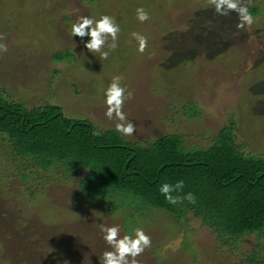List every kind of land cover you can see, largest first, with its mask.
Masks as SVG:
<instances>
[{
    "label": "rangeland",
    "instance_id": "rangeland-1",
    "mask_svg": "<svg viewBox=\"0 0 264 264\" xmlns=\"http://www.w3.org/2000/svg\"><path fill=\"white\" fill-rule=\"evenodd\" d=\"M140 7L150 16L144 23L136 18ZM208 8V0H0V43L7 46L0 53V96L30 110L61 107L65 116L89 121L103 134L116 131L117 123L105 116L104 90L121 76L126 95L132 93L123 111L136 126L132 136H122L126 141L147 145L183 136L189 148L205 147L233 120L245 155L264 158V19L238 30L235 13L219 16L212 8L207 14ZM101 15L115 17L120 27L107 59L87 51L90 37L70 35L79 17ZM133 32L147 37L143 54ZM67 51L73 63L53 62L54 54ZM194 106L198 118L187 110ZM1 174L0 264H100L110 249L99 226L119 225L121 237L128 234L125 225L136 226L102 205L80 202L76 181L85 173L70 184L61 177L42 186L39 204H27L18 189L28 188ZM48 206L57 210L50 213ZM148 223L144 232L152 243L137 257L139 264L239 262L192 217L177 224L154 214ZM257 244L256 237L246 239L242 253Z\"/></svg>",
    "mask_w": 264,
    "mask_h": 264
},
{
    "label": "trees",
    "instance_id": "trees-1",
    "mask_svg": "<svg viewBox=\"0 0 264 264\" xmlns=\"http://www.w3.org/2000/svg\"><path fill=\"white\" fill-rule=\"evenodd\" d=\"M249 11L256 22L263 20L264 0H255ZM52 60L75 61L68 51L54 54ZM187 110L193 118L201 116L197 106ZM236 131L231 120L205 147L189 148L183 136L139 145L117 131L99 134L91 122L67 117L61 107L46 104L30 110L0 96V172L2 178L28 188L18 189L27 204L41 203L42 186L51 181L60 183L63 177L70 184L85 173L76 181L83 205H102L137 227L144 221L139 225L144 231L154 214L167 215L177 224L192 217L212 232L221 249L239 257L238 264H264V158L245 155L236 143ZM181 180L183 189L172 195L192 193L194 203L185 199L171 204L160 193L161 185ZM48 207L50 213L57 210ZM251 237L258 244L244 254L242 245Z\"/></svg>",
    "mask_w": 264,
    "mask_h": 264
},
{
    "label": "clouds",
    "instance_id": "clouds-1",
    "mask_svg": "<svg viewBox=\"0 0 264 264\" xmlns=\"http://www.w3.org/2000/svg\"><path fill=\"white\" fill-rule=\"evenodd\" d=\"M209 6L214 13L219 16H229L236 14L237 23L235 27L238 30H244L246 27L253 25L256 20L249 11L251 0H208ZM136 18L139 22L144 23L150 19L148 12L140 7L136 9ZM120 32L119 24L115 17L109 15H101L99 19H93L88 16H81L76 23L71 26L70 35L72 37H80L83 41L85 36L90 37L84 42V47L90 53H99L101 59H107L110 52L117 48L118 34ZM132 37L138 42L137 51L144 53L148 46L147 37L133 32ZM5 37L0 34V40ZM111 38V42H109ZM107 46V51H105ZM7 52V46L0 43V53ZM121 76H114L109 86L104 90V104L106 106L105 116L109 120H116L115 129L122 136H132L136 130V126L127 119L123 108L126 99L132 98V93L127 92L126 88L121 86ZM184 182L178 181L175 185L165 183L160 186L159 191L164 195L165 200L171 204L182 203L187 199L190 203L195 202L192 193L185 196H173V192H179L183 189ZM100 232L103 234L102 239L108 246L101 257L100 264H139L137 257L142 255L144 251L151 247V237L147 235L142 228H135L134 235L125 234L121 237L120 226H107L101 224Z\"/></svg>",
    "mask_w": 264,
    "mask_h": 264
}]
</instances>
